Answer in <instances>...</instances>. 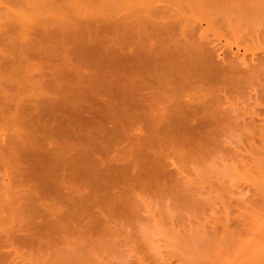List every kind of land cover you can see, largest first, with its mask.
Instances as JSON below:
<instances>
[{
    "label": "rangeland",
    "instance_id": "rangeland-1",
    "mask_svg": "<svg viewBox=\"0 0 264 264\" xmlns=\"http://www.w3.org/2000/svg\"><path fill=\"white\" fill-rule=\"evenodd\" d=\"M26 1L0 0V264H264V61L261 60L264 58V0H98L102 3L101 7L99 2L95 3L97 0H93L91 6L95 4L97 10L94 6L93 9L86 6L83 11L75 3H71L72 8L64 4L63 0H54L60 8L54 7L56 4L53 1V6L40 4V9L37 8L42 11L41 14L30 6L38 4ZM80 1L88 3L86 0ZM148 3L158 21L193 24L198 34L204 32L215 39L220 36L217 41L221 40L219 42L224 49L217 52L222 51L218 60L223 56L227 61L242 63V67V58L251 63L249 68L244 66L246 69L242 71V80L237 81L240 83L235 82L237 85L228 88L227 93L225 91L226 97L222 93L224 96L211 100L216 107V114L218 108V114L222 109L215 121L216 126L220 123V131L216 129V132L208 133L204 130L206 135L203 139L200 137L199 140L196 134L198 139L195 140L198 142L190 145L189 150L194 148L191 153L184 156L180 154L182 150L178 144L177 151L174 150L176 153L180 151L177 157L173 150L168 149L171 153L167 150L166 154L172 158L163 152V158L155 156L156 164L152 165V162L149 164L147 161V150L150 148L145 145L146 150L143 147L146 142L143 134L146 131L145 134H150L148 128L141 125L146 124L145 120H140L142 123L137 120V123L134 118L136 124L133 126L128 120L133 109L130 105L134 106L131 88L134 92L137 87L135 82L143 79H137L136 69H133L134 56L128 58L136 49L137 40L133 38L135 44L126 42L121 47L117 39L121 35L129 36L140 19L148 18L146 13L147 16L151 14L145 6ZM20 16L29 20L23 17L22 21ZM113 37H116L113 39L116 43L110 42ZM248 38L253 39L251 43ZM36 42L37 45L34 44ZM114 51H120V55L116 56V53L115 57ZM69 54L72 56L70 68L69 61L67 63ZM81 55L84 60L80 59ZM107 55L112 56L110 60ZM58 56L61 60H58ZM253 61L257 64L255 67L252 66ZM62 69L68 73L63 74ZM67 75L71 79L79 77L78 80L82 77L84 83H73L74 79L68 80L70 78ZM89 75L99 76L100 79H91L92 83L88 84L85 79ZM33 76H37V80ZM148 78L142 81L143 85L150 84ZM40 83L50 85L52 90ZM145 86L144 89L149 91ZM196 89L197 92H203L199 87ZM195 91L193 89L190 96L193 100L200 97ZM70 94L72 99L76 98L72 100ZM122 100L128 110L131 108L129 111ZM120 103L124 108L118 105ZM102 107L104 110L99 109ZM108 111L114 116H110ZM114 111L119 112L118 115ZM101 113L105 114L104 118L109 115V120L105 119L109 123H105ZM119 114L124 119L121 122L128 120L129 124L119 123ZM221 116L223 119H220ZM87 117L94 119V122ZM115 117L114 121H118L113 125ZM100 118L103 119V125L99 122ZM25 124L26 128L27 125L32 126L31 131L27 129L30 132H27ZM124 124L127 125L126 131L130 132V127L133 129L136 125L137 130L131 131L144 133L140 137L130 132L127 136L131 138H125L126 143L121 142L125 135L117 137L118 128L114 129H121ZM107 125L108 129L111 126L115 128L110 131ZM25 133L31 135L32 139ZM135 137H139L138 141H144L134 145L137 143ZM129 140H134L132 145ZM101 142H105L102 150ZM129 144L134 146V150ZM127 145L130 152L133 151L132 155ZM89 148L90 154L85 155ZM155 148L162 151L160 145ZM123 150L127 151L124 155L121 154ZM152 150L149 151L152 153ZM135 155H139L140 158H137L142 159L144 166ZM115 156L119 159L116 160ZM164 159L166 162H163ZM121 163H128L133 168ZM173 163L178 165L174 166ZM179 164L183 168H179ZM144 167L147 170L154 168L155 173L151 170L154 175L144 170V176ZM51 171H55L53 177L58 174L63 178L61 176L60 181L59 176L53 178ZM126 173L129 176H125ZM132 174L137 176V180ZM111 175H117L113 178L115 183ZM45 178L47 182L42 180ZM128 179H131L132 186L135 182V185H139L136 188L128 185ZM28 182L33 184L31 189L27 187ZM37 182L42 184H35ZM103 186H106V191H103ZM36 188L43 190L44 193H39L44 194L45 199L51 195L49 198L59 200L58 205L56 199L57 202L47 199L57 210H49V205L43 202L44 196L40 194L38 196L43 199L37 197L39 201L29 200L27 193L35 195ZM107 189L108 193H112L104 196ZM65 193L71 198L65 197ZM109 207L112 208L109 210ZM57 221H61V224Z\"/></svg>",
    "mask_w": 264,
    "mask_h": 264
},
{
    "label": "bare ground",
    "instance_id": "bare-ground-1",
    "mask_svg": "<svg viewBox=\"0 0 264 264\" xmlns=\"http://www.w3.org/2000/svg\"><path fill=\"white\" fill-rule=\"evenodd\" d=\"M26 1V0H25ZM28 1V0H27ZM26 1V2H27ZM31 3H36V4H38V5H36V6H33L32 4H30V6H31V8H36L37 9V11H38V8L40 9V4H41V6L42 5H45L46 3V6H48V5H50V6H53L54 5V3L56 4V2H54V0H29ZM54 3H53V2ZM56 1V0H55ZM64 1V4H66V5H71V3L73 4V3H75V5L76 6H80L79 7V9H81L82 11L85 9V8H87L86 6H88L89 8H91L92 6H94V5H92L91 6V4H92V1L93 0H90L91 1V3H89L90 1H88V0H86V2H88V3H82V1H80V0H71V1H65V0H63ZM101 1V0H100ZM143 1V0H142ZM50 2V3H49ZM68 2V3H67ZM81 2V3H80ZM99 1L97 0V1H95V3H98ZM101 2H103V0L101 1ZM101 2H99V4H100V7H101ZM146 2V1H145ZM43 3V4H42ZM49 3V4H48ZM51 3H53V4H51ZM147 3V2H146ZM99 4H97V6L99 5ZM149 4V3H148ZM147 4V5H148ZM90 5V6H89ZM146 4H145V6H146V9H147V11L148 12H150V13H148V14H150L149 16H147V13H146V17H148V18H142V19H140L139 21H141V22H137L138 24H136V29L135 30H133V31H131L130 33H129V36H126V35H119L118 37L119 38H117L118 39V41H119V44H120V46L121 47H123V45L126 43V42H129V43H134L135 42V40H137L135 43H136V49L134 50V52H132V54L130 53V57H128V58H133V56H134V60H135V67L133 68V69H136L135 71H136V73L135 74H137L138 75V78L137 79H140V77L141 78H143V79H141L142 81L144 80V79H146L147 80V78H148V81L147 82H149L150 84L148 85V84H146V86L149 88V91H148V89H144V86H145V84L143 85L142 83V81H140V80H138L137 81V79H136V81L137 82H135V81H133V82H135V83H137V84H134L133 82H132V84H134L135 86H137V87H135L136 89H135V91L133 92V89L131 88V93H133V97H134V99H132V101L134 100V103H132V104H134V106H132V105H130L131 106V108H133V109H131L130 107H129V110L130 111H132V115L129 113V116H130V118L128 119L127 117V119L130 121L129 123H130V126H133L134 124H136V122H134V118H135V121H140V120H145V122L144 123H146L145 125H143V124H141L142 126H145L146 128H148V130L150 131V134L149 135H152V136H149V135H147V134H145V133H147V131L144 133L142 130L144 129H139V130H141L142 131V133L140 132V134L138 133V132H136V133H138L139 135H137L136 133H133L132 131H131V129H132V127H130V132H132L133 134H135V136H142V134H143V139L145 140L146 139V142L144 143V145H143V147L146 149V146H147V148L149 147L150 149L149 150H152V153H151V151H149V150H147L149 153L147 154V152H146V154L148 155V160L147 161H149V164L151 163V165L152 164H156V157H160V158H163V155H161L163 152V154L165 155L166 154V152H168L169 150L168 149H171L170 151H177V147H178V144L179 145H181V152L180 151H178L177 153H179L180 152V154H186L187 155V153L188 152H190L191 153V150H194V148H193V146L191 147V148H193V149H191V150H189V148H190V145L191 144H193V143H197L198 141H196L198 138H199V140H200V137L202 138L204 135H206V133H205V131L206 132H212V131H214V132H216L215 130L217 129V130H219L220 131V129H218V126H219V124L220 123H218V126H216V124H217V122H215L216 120H218V118H219V114H220V112L222 111V109L219 111V114H218V109H220V108H218L217 109V114L214 112L216 109H214V107H215V105H213L214 103L211 101L212 99H214L215 97H219V96H221L222 97V95L224 94L225 95V97H226V93H227V89L228 88H230V87H233L234 86V84L235 85H237L238 83H240V82H237V81H239V80H242L241 79V76L243 75V72L242 71H244L245 72V67L244 66H246L247 68H249V67H251V63L249 62H247L248 60L246 59V58H242V62L244 63L243 65V67H242V63H238V62H236L235 60H229V61H227L223 56H221V58H220V60H218L217 59V57L218 56H220L221 55V52L223 51L222 49H224V48H222L223 46H222V43H220L219 41H221V40H219V41H217V39H219L220 38V36L217 38V39H215V37H213V36H208L207 34H205L204 32H202V33H197L198 32V30H197V27L196 26H194L193 24H188V23H182V22H176V21H173L172 23H169V22H166V21H158V20H156L155 18H154V16H156V14H154V12L152 11V9H151V5H150V7H148ZM33 6V7H32ZM64 6V5H63ZM69 6H67V7H69ZM38 7V8H37ZM54 7H58V8H60L59 7V5H54ZM67 7H65L66 9H67ZM70 7H72V6H70ZM99 7V8H100ZM73 8V7H72ZM75 8V7H74ZM151 9V11H150V9ZM42 10H43V8H41ZM91 9H93V7L91 8ZM94 9H96L97 10V8H96V6H94ZM103 9V8H102ZM81 11V12H82ZM91 11V10H90ZM89 11V12H90ZM93 11V10H92ZM91 11V12H92ZM100 11H101V8H100ZM40 14L42 13V11L40 12V10L38 11ZM38 12H37V14H38ZM74 12H76V10L74 9ZM90 12V13H91ZM152 12H153V14H152ZM70 13V12H69ZM79 13V12H78ZM84 13H85V11H84ZM76 14H77V12H76ZM80 14V13H79ZM83 14V13H82ZM154 15V16H153ZM25 16H28V15H25ZM21 17V16H20ZM20 17H19V19L18 20H20ZM24 16H22L21 18V20L23 21L24 20V18H23ZM29 18H30V16H28ZM35 17V16H34ZM26 19V18H25ZM26 20H29L28 18L26 19ZM25 20V21H26ZM27 22V21H26ZM25 26H26V24H24ZM210 25V24H209ZM89 26V25H88ZM87 26V27H88ZM115 26V25H114ZM210 26H212V25H210ZM228 26V25H227ZM235 26V25H234ZM116 27V26H115ZM29 28V29H28ZM27 29H28V31L30 30V27H28ZM211 27H209V29H210ZM227 28H229V27H227ZM231 28V27H230ZM89 29V28H88ZM116 29H117V31H119V29L116 27ZM209 29H208V31H209ZM213 30V29H212ZM230 30V29H229ZM232 30H235L236 31V29H232ZM231 30V31H232ZM181 31V32H180ZM203 31V30H202ZM206 31V30H205ZM24 32H26V28L24 29ZM125 32H127V31H125ZM212 32H214V31H212ZM233 32V31H232ZM210 33V32H209ZM24 35H25V33H24ZM114 38H116V37H113V38H111V40H113ZM133 38H135V40L133 41ZM250 38H252V37H250ZM249 39V38H248ZM247 39V40H248ZM253 39H254V41H255V38L253 37ZM253 39H249V42H250V40H251V42H252V40ZM36 40V39H35ZM110 40V39H109ZM246 40V39H245ZM33 41H34V39L32 40V42H31V44H33ZM38 41V40H37ZM253 41V42H254ZM28 42H29V39H28ZM111 43L112 42H115V40H113V41H110ZM250 42V43H251ZM41 43V42H40ZM116 43V42H115ZM134 43V44H135ZM34 44H36L37 45V42L36 43H34ZM39 44V43H38ZM126 45V44H125ZM224 45V44H223ZM118 46V45H117ZM116 46V47H117ZM63 47V46H62ZM114 47H115V44H114ZM113 46H112V48H114ZM120 47L118 46V49H119ZM64 49V48H63ZM62 48H61V50H63ZM115 49V51H117L116 50V48H114ZM65 50L67 51V49L65 48ZM219 50H222V51H220L219 53H217ZM115 51L113 52V55L115 56L116 55V53H115ZM68 52L70 53V51H69V49H68ZM119 53H120V51H118ZM64 53H66V55L68 54L67 52H65L64 51ZM72 53V52H71ZM110 53H111V51H110ZM110 53H109V55H110ZM115 53V54H114ZM119 53H117V55L116 56H119L120 54ZM112 54V53H111ZM123 54V53H122ZM125 54H127V53H125ZM66 55H64V56H66ZM80 55V54H79ZM82 56V55H81ZM115 56V57H116ZM122 56V55H121ZM125 56V55H124ZM128 55H126V57H127ZM59 57V56H58ZM57 57V58H58ZM72 56H70V54H69V56H68V60H67V63H68V61H69V68H70V65L72 64ZM106 57H110V56H106ZM105 57V58H106ZM112 57V56H111ZM111 57L109 58V60L111 59ZM123 57V56H122ZM74 58V57H73ZM83 59V56L82 57H80V59ZM104 58V59H105ZM60 59V57L58 58V60ZM81 59V60H82ZM118 59H120V58H118ZM263 59V61H264V58H261V60ZM61 60V59H60ZM77 60H79L78 58H77ZM84 60V59H83ZM121 60V59H120ZM120 60H118V61H120ZM133 60V59H132ZM133 60V61H134ZM254 60V59H253ZM85 61H87V60H85ZM84 61V62H85ZM114 61H115V59H114ZM78 62V61H77ZM84 62H82L83 64H84ZM91 62V61H90ZM98 62V61H97ZM101 62H102V60H101ZM106 62V61H105ZM104 62V63H105ZM110 62H113V61H110ZM109 62V63H110ZM71 63V64H70ZM87 63H89V61H87ZM91 63H93V62H91ZM94 63H96V62H94ZM120 63V62H119ZM64 64V63H63ZM73 64H76V61H73ZM83 64L81 65V66H83ZM103 64V63H102ZM122 64V63H121ZM66 65V67H68ZM77 65H78V63H77ZM77 65H74V67L76 66L77 67ZM79 65H80V63H79ZM89 65H90V63H89ZM96 65H97V63H96ZM116 65H118V64H116ZM255 65H257V64H254V61H253V63H252V66H254L255 67ZM72 66V65H71ZM81 66H78V67H81ZM86 66V65H85ZM85 66H83V67H85ZM104 66H106V64L105 65H103V68H104ZM131 66V65H130ZM74 67H71L72 69H74ZM113 67H115V66H113ZM96 68V67H95ZM100 67H98L97 69H99ZM102 68V67H101ZM117 68V67H116ZM116 68H115V70H116ZM122 68V67H121ZM94 68H92V70H93ZM96 69V70H97ZM119 69V68H118ZM117 69V70H118ZM63 70V69H62ZM65 70V69H64ZM64 70L62 71V73L64 74L65 72H64ZM105 70V69H104ZM74 71H77V69L75 70L74 69ZM73 71V72H74ZM79 71H80V69H79ZM78 71V72H79ZM131 71V70H130ZM56 72H57V70H56ZM242 72V73H241ZM249 72V71H248ZM68 73V72H67ZM67 73H65V74H67ZM71 73H72V71H71ZM250 73V72H249ZM54 75H55V72L53 73ZM52 74V75H53ZM75 74V73H74ZM69 75V74H68ZM67 75V76H68ZM125 75V74H124ZM142 75H146L147 76V78H146V76H145V78L144 77H142ZM70 76V75H69ZM68 76V78H70ZM72 76H74L73 75V73H72ZM90 76V77H89ZM88 77H87V79H85V80H87V82H88V84H89V82L91 81V79H93L94 80V78H96L95 80L96 81H98L99 79H100V77L99 76H94V75H89ZM121 76V75H120ZM36 77L37 76H33L32 78L34 79V80H37L36 79ZM39 77V76H38ZM56 77H57V74H56ZM92 77V78H91ZM99 77V78H98ZM134 77H136V75H134ZM133 77V78H134ZM78 79H79V77H77ZM76 78V76L75 77H73L72 79L70 78V79H68V80H73L72 82L74 83V81H76V83L78 82V84H80L79 82H83L84 83V80H82V79H84V78H82V77H80V80H78ZM82 78V79H81ZM89 78V79H88ZM104 78V77H103ZM102 78V79H103ZM39 79H40V77H39ZM101 79V80H102ZM126 79V78H125ZM130 79V78H129ZM105 80H107V78H105ZM110 80V79H109ZM31 81V80H30ZM40 81H41V79H40ZM43 81V80H42ZM108 81V80H107ZM32 82V81H31ZM39 82V81H38ZM37 82V83H38ZM52 82V81H51ZM94 82V81H93ZM237 84H236V83ZM69 83V82H68ZM90 83H92V82H90ZM108 83H109V81H108ZM35 84H36V82H35ZM41 85H43L42 83H40ZM39 84V85H40ZM46 84V83H45ZM44 84V85H45ZM47 85V84H46ZM70 86V85H69ZM145 86V87H146ZM46 87V86H45ZM49 87H51L50 85H47V89L49 88ZM133 87V86H132ZM197 87H199V89L200 90H202L203 92L201 93V91H199L198 90V92H197ZM124 88V87H123ZM141 88V89H140ZM163 89L162 91H160L159 89ZM38 89H40V88H38ZM42 89L43 90H46L45 88H43L42 87ZM51 88H49L48 90H50ZM142 89H144L145 91H147V92H145V91H142ZM193 89H195L196 91V93H199V94H197L198 96L197 97H199V98H195V100H193V98L192 97H190L191 96V93H192V90ZM224 89V90H223ZM41 90V89H40ZM52 90V89H51ZM50 90V91H51ZM49 91V92H50ZM225 91H226V93H225ZM43 92V91H42ZM52 92H54V91H52ZM223 93V94H222ZM118 93H116V95H117ZM120 94V93H119ZM123 94V93H122ZM128 95H129V93H127ZM127 94H125L124 93V95H126L127 96ZM77 95V94H76ZM223 95V96H224ZM71 96V94L69 95V97ZM114 96V95H113ZM121 96V95H120ZM126 96H125V98H126ZM67 97V96H66ZM68 97V98H69ZM72 97L73 96H71L70 98L72 99ZM228 97V96H227ZM47 98H49V97H47ZM74 98H76V96L74 97ZM74 98L72 99V100H74ZM114 98V97H113ZM118 98V100H120L119 99V97H117ZM200 98H201V100H200ZM115 99V98H114ZM122 99H124V98H122ZM108 100H110V99H108ZM125 100V99H124ZM124 100H122V102L124 101ZM196 100H197V102H196ZM116 101V100H115ZM129 101V100H128ZM131 101V100H130ZM199 101H201V102H199ZM103 102V101H102ZM120 101H118V103H119ZM121 102V103H122ZM125 102H127L126 100H125ZM199 102V103H198ZM104 103V102H103ZM115 102H113V104H114ZM121 103L120 104H118L120 107H123L122 105H121ZM123 104H124V106H125V103L123 102ZM127 104V106L129 105L128 103H126ZM212 104V105H211ZM217 104V103H216ZM100 105V104H99ZM119 106H117V107H119ZM211 106V107H210ZM219 106V105H218ZM104 107V106H103ZM103 107L102 108H99V109H103ZM126 107V106H125ZM213 107V109L211 110L210 108H212ZM97 108V107H96ZM124 108V107H123ZM128 107H126V109H127ZM216 108V107H215ZM31 109L33 110L34 109V107H32L31 106ZM107 109V108H106ZM112 110H113V108H111ZM104 110V109H103ZM122 111H123V109H121ZM128 110V109H127ZM127 110H125V111H127ZM128 110V111H129ZM124 111V112H125ZM105 112V111H104ZM104 112H102V113H104ZM119 112H120V110H119ZM119 112H117V113H115V111H114V113L116 114V115H118V113ZM101 113V116L103 115V117H101V118H103L104 119V121H106V120H109V118H107V116H109L108 114H107V116H106V118H104L105 116V114H102ZM106 113V112H105ZM107 113H111V112H107ZM222 113V112H221ZM224 113V112H223ZM100 114V113H99ZM122 114V113H121ZM121 114H119V120H120V122L119 123H121V124H123V123H126V124H129L128 123V120L125 122V121H123V122H121V120H124V119H122V118H120L121 117ZM126 113H124V115H125ZM123 115V116H124ZM221 115H223V114H221ZM224 115H225V113H224ZM96 116V115H95ZM95 116H93V118H95L96 119V117ZM110 116H114L113 114H110ZM226 116V115H225ZM225 116H223V117H225ZM90 117V116H89ZM89 117H87V118H89ZM101 118L99 119L100 121L99 122H103L102 120H101ZM112 118V117H111ZM125 118V117H124ZM131 118H132V121L134 122V123H132V121H131ZM222 118V116L220 117V119ZM90 119V118H89ZM89 119H87V121L89 120ZM106 119V120H105ZM114 119H116V117L115 118H113V125L115 124H117V122L116 121H118V120H116V121H114ZM223 119V118H222ZM90 120H92V118L90 119ZM89 120V121H90ZM94 120V119H93ZM92 120V121H93ZM97 120V119H96ZM87 122V123H90V125L92 124L91 123V121L90 122ZM137 121V123H139ZM86 122V121H85ZM94 122V121H93ZM98 122V121H97ZM116 122V123H115ZM27 124H28V122H26ZM33 123V122H32ZM31 123V121H30V124L31 125H33ZM106 124L107 123H109V121L107 122H105ZM104 123V126L106 125ZM93 124H95V123H93ZM120 124V125H121ZM133 124V125H132ZM87 125H89V124H87ZM96 125H97V123H96ZM95 125V126H96ZM99 125V124H98ZM102 125H103V123H102ZM109 125V124H108ZM108 125L106 126V128L108 127ZM112 125V124H111ZM119 124L117 125V126H120ZM100 126V125H99ZM103 126V127H104ZM142 126H140L139 128H141ZM220 126H222V124L220 125ZM97 127V126H96ZM114 128H115V126H113ZM121 127V126H120ZM120 127H116V129H114V128H112V126H111V130L112 129H114V130H117V128H118V135L119 136H117V137H119V138H122V136H124V138L123 139H125V138H127V137H130L131 138V136H127L130 132L129 131H126V130H128L127 129V125H123L122 126V128L121 129H119ZM137 127H138V125H137ZM217 127V128H216ZM24 128V127H23ZM25 128H26V124H25ZM30 128H31V130H32V126H30V127H28V125H27V128H26V130L27 129H29L30 130ZM91 128V127H90ZM98 128V127H97ZM105 127H104V129H106ZM136 128V125H135V127L133 128V129H135ZM101 129V128H100ZM108 129V128H107ZM110 129H108V130H110ZM132 129V130H133ZM209 129H211V130H209ZM214 129V130H213ZM223 129V128H222ZM20 130H22V129H20ZM26 130H25V132H26ZM30 130V131H31ZM107 130V131H108ZM110 130V131H111ZM136 130H137V128H136ZM135 130V131H136ZM205 130V131H204ZM30 131H28L27 130V132H30ZM134 131V132H135ZM145 131V130H144ZM148 131V132H149ZM116 132V131H115ZM115 132H113V133H115ZM116 132V133H117ZM128 132V133H127ZM200 132V133H199ZM204 134H203V133ZM109 133V132H108ZM115 133V134H116ZM207 133V134H208ZM20 134H22L23 135V133H20ZM26 134V133H25ZM28 134V133H27ZM26 134V135H27ZM110 134V133H109ZM155 134H157L156 136L157 137H155L154 135ZM196 134H198L197 136H198V138H196L197 136H196ZM29 135V134H28ZM107 135V134H106ZM111 135V134H110ZM117 135V134H116ZM146 135V136H145ZM160 135V137H158ZM202 135V136H201ZM29 136H31V135H29ZM114 136V135H113ZM140 136V137H141ZM162 136V137H161ZM26 137V136H25ZM114 137H116V136H114ZM195 137V138H194ZM106 138V137H105ZM109 138H112V137H109ZM136 139H135V143H136V140H137V143L136 144H134V145H139L138 143H140L141 141H144V140H140V141H138V139H139V137H135ZM138 138V139H137ZM150 138V139H149ZM151 138H153V139H151ZM158 140H157V139ZM161 140H160V139ZM31 139H32V136H31ZM108 139V138H107ZM106 139V140H107ZM122 139V140H123ZM196 139V140H195ZM203 139V138H202ZM110 139H108V141H109ZM115 140H116V138H115ZM119 140V139H118ZM122 140H120L121 142H127L126 141V139H125V141H122ZM127 140H128V138H127ZM131 140V139H130ZM129 140V141H130ZM24 141V140H23ZM90 141V140H89ZM105 141V140H104ZM111 141V143H112V140H110ZM117 141V140H116ZM132 141H134V140H132ZM132 141H130L129 143H131V145H132ZM194 141H196V142H194ZM106 142V141H105ZM105 142H103V144L105 143ZM113 142H114V139H113ZM118 142V141H117ZM116 142V143H117ZM89 143V142H88ZM110 143V144H111ZM115 143V142H114ZM118 143H120V142H118ZM100 144V143H99ZM102 144V142H101V145H100V149L102 150V148H103V146H105V145H103ZM109 144V145H110ZM160 145V150H162V151H158L156 148H155V146H158V145ZM26 145V144H25ZM96 145H97V143H96ZM107 145V144H106ZM131 145L129 144V146L131 147ZM146 145V146H145ZM128 146V145H127ZM129 146H128V148H129ZM91 147V146H90ZM95 147V146H94ZM99 147V146H98ZM111 147V146H110ZM109 147V148H110ZM113 147V146H112ZM133 147V148H132ZM131 148H132V150H134V146H132ZM152 147H154V148H152ZM88 148V147H87ZM97 148V147H96ZM128 148H127V150H128ZM152 148V149H151ZM180 148V147H179ZM178 148V149H179ZM91 149H93L92 147H91ZM107 149H108V147H107ZM141 149V148H140ZM197 149V148H196ZM90 150V148L88 149V151ZM97 150V149H96ZM96 150H95V153H96ZM104 150V149H103ZM131 150V152H130V148H129V152L131 153V155L133 154V151ZM168 150V151H167ZM84 151V150H83ZM82 151V152H83ZM110 150H108V152H109ZM125 150H123V152L121 153L120 151V153L121 154H125V153H127V151H125ZM141 151V150H140ZM168 152V153H171V152ZM174 151V153H176ZM101 152V151H100ZM106 152V151H105ZM112 152V151H111ZM153 152H154V154H156V155H154L153 154ZM160 154H159V153ZM184 152V153H183ZM86 154L85 155H87V154H90V151L89 152H85ZM92 153L94 154V151H92ZM141 153V152H140ZM140 153H138L139 155H140ZM143 153V152H142ZM141 153V154H142ZM167 153V154H168ZM177 153H176V157H177ZM189 153V154H190ZM100 155H101V153H99ZM145 154V155H146ZM154 155V156H151V155ZM159 156H158V155ZM166 154V155H167ZM173 154V153H172ZM21 155V154H20ZM85 155H83V156H85ZM92 155V154H91ZM90 155V156H91ZM100 155H98L99 157H100ZM106 155V154H105ZM112 155V154H111ZM117 155V154H116ZM127 155V154H126ZM131 155H130V157H131ZM139 155H137V157L138 158H142L143 156L142 155H140V157H139ZM144 155V154H143ZM146 155V156H147ZM149 155H150V157H149ZM169 155V154H168ZM181 155V156H182ZM183 155V156H184ZM102 156V155H101ZM119 156H120V154H119ZM156 156V157H155ZM171 158H172V156L171 155H169ZM168 156V157H169ZM93 157H95V154H94V156ZM92 157V158H93ZM103 157V156H102ZM109 157V156H108ZM116 157V156H115ZM124 157H126V156H124ZM135 157H136V155H135ZM136 157V158H137ZM186 157H188V156H186ZM186 157H184L185 159H186ZM86 158H87V156H86ZM105 158V157H104ZM137 158V160H139L140 161V163H143L142 165L144 166V162L142 161L141 162V160L142 159H138ZM173 158H174V155H173ZM99 159V158H98ZM102 159V158H101ZM108 159V158H107ZM106 159V160H107ZM117 159H119L118 157H116V160ZM131 159V158H130ZM168 159H170V158H168ZM175 159V158H174ZM177 159V158H176ZM183 159V158H182ZM182 159H180V160H182ZM185 159H184V162H185ZM93 160V159H92ZM96 161H97V159H95ZM132 160H134V159H132ZM152 160V161H151ZM162 160V159H161ZM165 160V159H164ZM172 160V159H171ZM170 160V161H171ZM94 161V160H93ZM104 161V160H103ZM107 161H109V160H107ZM126 161H127V159H126ZM175 161V160H174ZM177 161V160H176ZM175 161V162H176ZM187 161V160H186ZM112 162H114V160L112 161ZM133 162V161H132ZM135 162V161H134ZM163 162H166V160L165 161H163ZM172 162V161H171ZM184 162H183V164H184ZM98 163H101V162H98ZM103 163H105V165H106V162H103ZM109 163V162H108ZM116 163V165H117V162H115ZM128 163H129V161H128ZM128 163H127V165H128ZM135 163H138V162H135ZM186 163V162H185ZM112 164V163H111ZM148 164V165H149ZM182 164V163H181ZM181 164H179V168L181 167L180 165ZM98 165V164H97ZM104 165V164H103ZM113 165H115V164H113ZM121 165H123V166H127V165H124V164H122L121 163ZM120 165V166H121ZM147 165V166H148ZM173 165L175 166L176 164L175 163H173ZM177 165H178V163H177ZM176 165V166H177ZM136 166V165H135ZM185 166V165H184ZM57 167H59V166H57ZM95 167V166H94ZM99 167H100V165H99ZM104 167V166H103ZM102 167V168H103ZM106 167H108L107 169H109V166H108V164H107V166ZM128 167H130L129 165H128ZM154 167H156V165L154 166ZM101 168V167H100ZM121 168H122V166H121ZM130 168H133V167H130ZM136 168V167H135ZM145 168V167H144ZM143 168V175L145 176L146 174H144V170H146V172L149 170H147V168H145L144 169ZM178 168V167H177ZM178 168V170H181V169H179ZM181 168H183V167H181ZM36 169V168H35ZM104 169H106V168H104ZM106 169V170H107ZM113 169H115L114 168V166H113ZM158 169V168H157ZM156 169V170H157ZM20 170V169H19ZM32 170V169H31ZM53 170V169H52ZM98 170V169H97ZM101 170V169H100ZM117 172H119L117 169H115ZM135 170V169H134ZM152 171H154L155 169L154 168H152L151 169ZM151 170H149V172H152ZM183 170V169H182ZM22 171V170H21ZM29 171V170H28ZM36 171V170H35ZM115 171V172H116ZM122 171V170H121ZM30 172V171H29ZM36 172H38L39 173V171H36ZM55 172V171H54ZM54 172H50L51 173V175H52V173H54ZM88 172H90V171H88ZM93 172V171H92ZM104 172H105V170H104ZM132 172H133V170H132ZM145 172V173H146ZM157 173H158V171H156ZM180 172H182V171H180ZM23 174H24V172H22ZM21 173V174H22ZM27 173V172H26ZM31 173V172H30ZM34 173V172H33ZM81 173H84V171L83 172H81ZM135 173V172H134ZM154 173H155V171H154ZM183 173H184V171H183ZM32 174V173H31ZM56 174H57V172H56ZM94 174V173H93ZM110 174V173H109ZM120 174H121V172H120ZM125 174V173H124ZM127 174V173H126ZM149 174V173H148ZM152 174H153V172H152ZM182 174V173H181ZM30 175V174H29ZM54 175V174H53ZM53 175H52V177H53ZM92 175V174H91ZM106 175H107V172H106ZM133 175V177L134 178H136L135 177V175L134 174H132ZM132 175H130V177H132ZM151 175V174H150ZM154 175V174H153ZM60 177L58 180L60 181V179H61V176L62 175H58L57 174V176H54V177ZM110 176V175H109ZM108 176V178H109V180H111L112 181V179L114 178H116V176L117 175H115V177H113L112 175V179H111V177H109ZM124 176V175H123ZM125 176H129L128 174L127 175H125ZM148 176V175H147ZM23 177H25V175L23 176ZM32 177V176H31ZM53 177V178H54ZM72 177V176H71ZM94 177V176H93ZM92 177V178H93ZM140 177V176H139ZM149 177V176H148ZM26 178H29L28 180L30 181L31 180V178L30 177H26ZM33 178V177H32ZM62 178H63V176H62ZM118 178V177H117ZM122 178V177H121ZM129 178V177H128ZM23 179V178H22ZM72 179V178H71ZM77 179V178H76ZM106 179V178H105ZM113 179V181H114V183L116 182L115 180ZM120 179V178H119ZM124 179V178H123ZM133 179V178H132ZM147 179V178H146ZM21 180V179H20ZM27 179H24V181H26ZM27 180V181H28ZM44 182L46 181V178L45 179H42ZM96 180V179H95ZM108 180V181H109ZM136 180H137V178H136ZM140 180V179H139ZM42 181V182H43ZM52 181V180H51ZM58 181V182H59ZM62 181V180H61ZM74 181L76 182V180L74 179ZM86 181V180H85ZM91 181H93L94 182V180H92L91 179ZM91 181L89 182V184L91 183ZM122 181V180H121ZM125 181V180H124ZM128 181V183L127 182H124L125 184L127 183L128 185H131V179L129 180H127ZM133 181H135V180H133ZM141 181V180H140ZM42 182H37V183H35V184H39V183H41L42 184ZM44 182H43V184H44ZM47 182V181H46ZM103 182H105V181H102V183ZM143 181H141V183H142ZM145 183H148V182H146V181H144ZM30 183H32V182H30ZM30 183L28 182V186L27 187H29L30 188V186H32V185H30ZM49 183V182H48ZM77 183V182H76ZM105 183H107V182H105ZM123 183V184H124ZM130 183V184H129ZM136 183V182H135ZM135 183H132V184H134V186H135V188L139 185H135ZM150 183V182H149ZM34 184V185H35ZM50 184V183H49ZM74 184V183H73ZM152 184V183H151ZM45 185V187H46V184H44ZM52 185V184H51ZM57 185V184H56ZM55 185V186H56ZM95 185V184H94ZM98 185V184H97ZM100 185V184H99ZM106 185H108V183L106 184ZM119 185V184H118ZM128 185H126V188H127V186ZM36 186V185H35ZM54 186V185H53ZM54 186V187H55ZM109 186V185H108ZM107 186V187H108ZM113 186V185H112ZM132 186V185H131ZM134 186H132V187H134ZM44 187V186H43ZM52 187V186H51ZM54 187H52L53 188V190H56V189H54ZM93 188H94V186H92ZM106 187V186H105ZM104 186H103V191H106ZM130 187V186H129ZM147 187V186H146ZM149 187V186H148ZM29 188H28V191H29ZM96 188H97V186H96ZM99 188V187H98ZM134 188V189H135ZM142 188H143V186H142ZM145 188V187H144ZM31 189V188H30ZM38 188H36V190H37ZM46 191H47V188H44ZM51 189V188H50ZM33 190V189H32ZM39 190V191H38ZM37 190V192H35L36 194L35 195H29V193L30 192H28L27 194H28V198H29V200L32 202V201H34L35 202V200L37 199V197L38 198H41V197H39V196H44V194L43 195H41L42 194V192H43V190H40V189H38ZM52 190V189H51ZM52 190V191H53ZM72 190H74V189H72ZM100 190H102V188H100ZM109 190H110V187H109ZM31 191V190H30ZM40 191H42V192H40ZM70 191V190H69ZM41 194H40V193ZM48 192H50V190L48 191ZM125 192V191H124ZM132 192H134V191H132ZM44 193V192H43ZM51 193V192H50ZM50 193H48L46 196H48ZM66 193H68V192H66ZM65 193V195H67ZM107 194H104V196L105 195H108L109 193L111 194L112 192H109L108 193V189H107V192H106ZM32 194V193H31ZM38 194H40L39 196H38ZM101 194V193H100ZM37 195V196H36ZM69 195V194H68ZM68 195L67 196H65V197H68ZM117 194H115V196H116ZM125 195H127L126 193H125ZM25 196H27V195H25ZM49 196H51V195H49ZM49 196L48 197H46L47 199H51V201H56L57 200V198H55L56 197V195L54 194V198L56 199H52V198H49ZM91 196L94 198L95 196L94 195H92L91 194ZM88 197L90 198V194L88 195ZM102 197V196H101ZM71 197H68V199H70ZM121 198H122V195H121ZM124 198V197H123ZM123 198L121 199V200H123ZM126 198V197H125ZM130 198V197H129ZM128 198V199H129ZM41 199H43V198H41ZM40 199V200H41ZM47 199H45V196H44V199H43V202L45 203H47V205H49V210H51V211H53L54 212V210H57L56 208H55V206H53L52 204L53 203H51V201L49 202ZM87 199V198H86ZM95 199V198H94ZM93 199V200H94ZM109 199V198H108ZM111 199V198H110ZM109 199V200H110ZM119 200H120V196H119V198H118ZM127 199V200H128ZM44 200H47L49 203H51V204H48V202L47 201H44ZM90 200H91V198H90ZM92 200V202H94ZM107 200V199H106ZM120 200V201H121ZM126 200V199H125ZM131 200V199H130ZM132 200H134V197H133V199ZM37 201H39V199H37ZM58 201V205H59V200H57ZM56 201V202H57ZM105 201V200H104ZM34 202H33V204H34ZM97 202H99V201H97ZM103 202V201H102ZM101 202V203H102ZM119 202V201H118ZM124 202V201H123ZM126 202H128V201H126ZM16 203V202H15ZM30 203V202H29ZM36 203H38V202H36ZM39 203H42L41 201L39 202ZM38 203V204H39ZM105 203H106V201H105ZM116 203V202H115ZM120 203H122V202H120ZM55 204H57V203H55ZM119 204V203H118ZM126 203H124V205H125ZM41 205V204H40ZM44 205V204H43ZM98 205V204H97ZM110 205V204H109ZM120 205V204H119ZM118 205V206H119ZM123 205V204H122ZM121 205V206H122ZM123 205V206H124ZM128 205V204H127ZM37 206H39V205H37ZM122 206V207H123ZM56 207H57V205H56ZM59 207V206H58ZM125 207V206H124ZM22 208H24V207H22ZM110 208H112V207H109L108 209L110 210ZM114 208V207H113ZM118 208V207H117ZM125 208H127V207H125ZM124 208H122V210H123ZM44 210H46V209H44ZM114 210H117V209H114ZM118 210H121V208L120 209H118ZM48 211V210H47ZM124 211V210H123ZM77 212V211H76ZM114 212V211H113ZM118 212H121V211H118ZM33 213H34V211H33ZM49 213V212H48ZM116 213H117V211H116ZM66 214V213H65ZM119 214V213H118ZM120 215V214H119ZM122 216V215H121ZM63 217H65L64 215H63ZM62 218V217H61ZM58 219V218H57ZM59 219H60V215H59ZM63 219V218H62ZM64 219H66V218H64ZM67 220V219H66ZM65 220V221H66ZM109 220V219H108ZM58 222V221H57ZM59 224H61V221L60 222H58ZM94 223V222H93ZM53 224V223H52ZM92 224V223H91ZM55 226V225H54ZM64 226V225H63ZM57 227V226H56ZM62 227V226H61ZM55 229H57V228H55ZM65 229V228H64Z\"/></svg>",
    "mask_w": 264,
    "mask_h": 264
}]
</instances>
